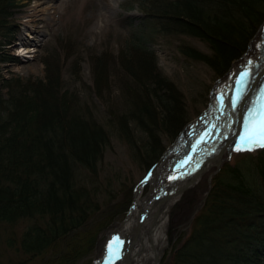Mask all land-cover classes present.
Returning a JSON list of instances; mask_svg holds the SVG:
<instances>
[{
  "label": "trees",
  "instance_id": "trees-1",
  "mask_svg": "<svg viewBox=\"0 0 264 264\" xmlns=\"http://www.w3.org/2000/svg\"><path fill=\"white\" fill-rule=\"evenodd\" d=\"M139 4L145 16L141 23L125 27L117 54L106 47L100 54L86 52V57L93 77L90 94L119 76L126 77L141 96L144 90L145 98L135 99V127L149 143L139 147L133 138H125L124 120L121 136L147 171L164 149L155 145L159 134L166 135L170 128L173 141L183 120L180 109L169 108L167 89L149 93L146 89L147 76L159 77L152 44L178 36L197 39L207 53L187 45L180 52L219 72L237 55L234 45H244L264 16V0H139ZM13 6V0H0V37L8 40L13 31L8 12ZM61 47H67L66 53L75 50L72 69H79L82 45L66 39ZM55 54L45 57L44 78L24 83L3 80L9 96L4 99L0 94V223L27 222L18 239L20 251L27 255L25 262L77 264L96 251L99 234L123 217L130 198L120 210H113L110 203L101 208L93 194L75 184L78 167L94 173L95 163L102 159L109 145L103 128L108 122L102 126L91 117H81L87 102L64 85ZM253 157L259 188L239 166L226 162L212 177L196 215L192 206L201 203L206 185L184 195L172 211L168 239L179 245L188 233L189 219L191 233L180 246L170 248L172 262L166 258L161 264H264V148L258 147Z\"/></svg>",
  "mask_w": 264,
  "mask_h": 264
},
{
  "label": "rangeland",
  "instance_id": "rangeland-1",
  "mask_svg": "<svg viewBox=\"0 0 264 264\" xmlns=\"http://www.w3.org/2000/svg\"><path fill=\"white\" fill-rule=\"evenodd\" d=\"M39 2L44 4L39 6ZM136 2L137 0H14V6L8 12L10 14L8 25L13 28L11 38L8 40L0 37V94L4 99L9 96V88L4 79H18L24 83L29 79L44 78L45 57L56 52L54 63L62 71L64 85L77 90L81 100L87 102L86 107L83 108L88 110L82 109L81 117L86 120H90L91 117L102 126L108 122L103 128L109 137V145L104 150L102 159L95 163V172L88 173L78 167L74 182L80 189L93 194V201L100 203L101 208L110 203L115 211L120 210L121 205L125 207V200L133 196V186L145 175L146 166L139 160H135L129 146L121 136L123 129L121 122L124 120L127 129L125 138H133L139 147L149 143L147 137L135 127L137 115L135 110L138 111L135 108V99L141 95L138 88L132 87L127 78L121 76L100 88L98 92L90 94L93 77L86 52L96 51L100 54L105 49L103 46L109 44L116 55L125 35V30L120 28L122 20L129 17L128 23H139L143 16ZM125 5L132 9L129 14L123 11ZM49 7L57 8V13L55 14L53 9H48ZM34 8L47 9L43 16L39 14L37 17V19L43 18V22L38 21L36 24L29 22L28 18L32 15ZM253 27L250 31L251 37L245 40V44L237 47L236 43L235 48H232L238 51L237 55L233 56L239 57L235 60H232L234 59L232 57L219 72L212 70L203 62L193 61L182 55L180 47L183 45L192 47L203 54L208 52L206 46L197 39L178 36L158 40L157 45L152 44L157 62L156 72L159 77L156 80L152 78L153 75L147 76L146 89L148 93L158 87L168 90L171 98L167 100L172 102L169 108L181 110L183 120L179 125L180 132L188 122L197 119L206 110L213 88L225 77L232 64L246 53L250 43L264 27L263 15L260 22ZM67 37L83 44L81 48L83 61L79 69H72L75 50L69 48V53H66L67 47L65 49L61 47V42ZM198 57L202 59V56ZM11 60H16L17 64H12ZM142 93L145 98L144 90ZM175 97H177L176 100ZM167 131L166 135H157L158 140L155 143L157 147L166 146L167 148L170 145L172 141L169 140L171 135L168 134L170 128H167ZM241 131L232 130L229 133L231 141L224 153L223 161L232 153L235 154L231 156L230 162L240 165L255 188H259L260 180L252 167V162L246 159L249 155L239 156V153L243 154V151H236L235 148ZM244 152L249 153V151ZM206 175L201 179L203 180ZM148 189L149 187L145 186L142 194H145ZM169 222L168 219L166 232L169 231ZM26 223L21 221L12 223L11 226L0 223V261L3 264L40 263L38 259L31 263L25 262L27 255L20 251L18 239ZM191 225L192 223L187 226L188 233L184 235L183 241L187 236L189 237ZM182 242L178 243L179 245L171 244L166 234L161 253L163 259L167 258L171 263L172 249L170 248L178 247ZM92 263L90 258H85L77 264Z\"/></svg>",
  "mask_w": 264,
  "mask_h": 264
},
{
  "label": "bare ground",
  "instance_id": "bare-ground-1",
  "mask_svg": "<svg viewBox=\"0 0 264 264\" xmlns=\"http://www.w3.org/2000/svg\"><path fill=\"white\" fill-rule=\"evenodd\" d=\"M42 4L44 2H39V6ZM48 9L57 13V8ZM46 11L34 8L29 22H43V18L37 17ZM263 34L264 27L248 46L251 58L247 66L240 62L237 74L227 88H221L222 82L213 88V106L205 119L188 130L179 145L166 152L149 181L148 192L136 194L135 209L117 235L119 256L115 264L158 263L172 206L186 188L219 167L231 141L229 133L243 128V120L254 106L248 93L255 80L264 76V48L260 45ZM244 72L248 75L243 76ZM241 79L243 82L237 84L236 81ZM237 96L239 99L233 105L232 100ZM111 246L110 237L103 246V252H108ZM101 260L102 256L94 264H100Z\"/></svg>",
  "mask_w": 264,
  "mask_h": 264
},
{
  "label": "snow or ice",
  "instance_id": "snow-or-ice-1",
  "mask_svg": "<svg viewBox=\"0 0 264 264\" xmlns=\"http://www.w3.org/2000/svg\"><path fill=\"white\" fill-rule=\"evenodd\" d=\"M243 76H247L248 73L244 72ZM243 81L237 80V84H241ZM232 100V104L236 105L237 100ZM238 143L235 148L236 151H252L255 148H264V103H257L248 112V115L243 120V128L238 136Z\"/></svg>",
  "mask_w": 264,
  "mask_h": 264
},
{
  "label": "water",
  "instance_id": "water-1",
  "mask_svg": "<svg viewBox=\"0 0 264 264\" xmlns=\"http://www.w3.org/2000/svg\"><path fill=\"white\" fill-rule=\"evenodd\" d=\"M183 138V136L181 135L180 138L178 140H181ZM178 140L171 146V148H174L177 143H178ZM162 160V159H161ZM161 160L156 164V166L148 173L147 177L139 184V186L137 187V189H140L142 188V186L149 180V178H151L154 174V172L156 171L157 167L159 166ZM134 205V201H133V204L132 206ZM131 210H132V207L127 215V218L126 220L129 218L130 214H131ZM120 227L117 228L115 231H114V235H116V233L119 231ZM116 252H114L113 254V251L110 252V254L106 255V261L103 263V264H109L110 260L112 259V257L115 255Z\"/></svg>",
  "mask_w": 264,
  "mask_h": 264
}]
</instances>
